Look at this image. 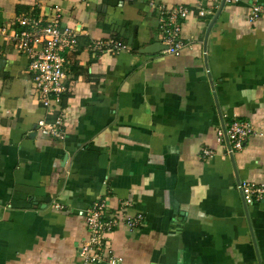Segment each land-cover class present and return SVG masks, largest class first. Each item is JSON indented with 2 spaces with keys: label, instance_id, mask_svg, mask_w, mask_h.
I'll return each instance as SVG.
<instances>
[{
  "label": "crops",
  "instance_id": "crops-1",
  "mask_svg": "<svg viewBox=\"0 0 264 264\" xmlns=\"http://www.w3.org/2000/svg\"><path fill=\"white\" fill-rule=\"evenodd\" d=\"M151 1L191 9L180 55L129 44L165 45ZM196 2L0 0V264H82L80 210L100 197L111 212L131 200L144 221L110 235L121 260L93 264H264V201L241 191L244 179L264 183V14L217 0L200 16ZM56 4L80 44L64 139L39 131L46 109L11 38L20 16L48 18ZM112 38L130 48L88 50ZM233 119L255 128L241 148L218 139Z\"/></svg>",
  "mask_w": 264,
  "mask_h": 264
},
{
  "label": "built area",
  "instance_id": "built-area-1",
  "mask_svg": "<svg viewBox=\"0 0 264 264\" xmlns=\"http://www.w3.org/2000/svg\"><path fill=\"white\" fill-rule=\"evenodd\" d=\"M227 3L239 0H225ZM217 0H197L196 8L200 16L207 15L210 5ZM150 5L159 14L160 34L166 50L175 55H180L187 43L183 39V25L192 13L184 5L169 6L166 2L151 1ZM251 20L258 19L264 14V2L252 0ZM53 14L43 18L35 13L22 15L18 19L20 28L11 38L15 42L16 50L29 58V71L34 79V89L38 100L46 109L45 118L39 121V131L44 135L59 139L66 138L65 126L67 125L63 111V101L69 87L67 81L73 64V56L78 52L79 33L77 29L63 25V7L59 4L51 8ZM88 50L93 53L110 52L117 54L126 50L129 45L118 39H95L88 44ZM48 117H51L49 120ZM255 132L254 126L238 119L230 121L226 128L218 131V139L227 137L231 148H241L248 137ZM205 154L210 151L205 150ZM241 191L246 203L264 201V183L249 179L241 182ZM131 200L120 201V205L111 212L108 197H100L87 209L80 210L84 217L89 237L83 246L82 264H93L105 259L112 248L109 245L110 235L121 223L128 224L131 229L139 227L144 221L141 212L133 213ZM122 258L110 256V261L116 263Z\"/></svg>",
  "mask_w": 264,
  "mask_h": 264
},
{
  "label": "water",
  "instance_id": "water-1",
  "mask_svg": "<svg viewBox=\"0 0 264 264\" xmlns=\"http://www.w3.org/2000/svg\"><path fill=\"white\" fill-rule=\"evenodd\" d=\"M129 44L132 45L134 48L139 49L141 52H156L162 49H166L167 45H163L160 42L153 43L147 47L139 48V41L135 39L134 37H131L129 40Z\"/></svg>",
  "mask_w": 264,
  "mask_h": 264
}]
</instances>
